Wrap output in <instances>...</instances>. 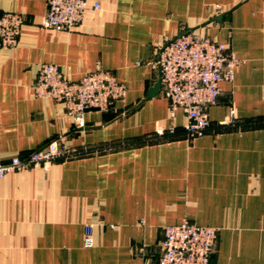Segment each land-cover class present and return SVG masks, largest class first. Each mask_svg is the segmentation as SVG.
<instances>
[{"label": "crops", "instance_id": "1", "mask_svg": "<svg viewBox=\"0 0 264 264\" xmlns=\"http://www.w3.org/2000/svg\"><path fill=\"white\" fill-rule=\"evenodd\" d=\"M46 1L0 0V14L23 18L17 45L0 49V154L56 140L76 155L0 179V264H157L163 229L184 219L217 228L213 264H264V0H87L70 31L41 26ZM182 32L224 44L239 64L204 136L187 138L178 110L175 134L149 140L170 120L161 85L148 96L159 76L147 62ZM43 63L71 80L107 70L126 96L77 127L34 96ZM230 109L237 127H220Z\"/></svg>", "mask_w": 264, "mask_h": 264}, {"label": "built area", "instance_id": "2", "mask_svg": "<svg viewBox=\"0 0 264 264\" xmlns=\"http://www.w3.org/2000/svg\"><path fill=\"white\" fill-rule=\"evenodd\" d=\"M87 0H47L41 26L49 30L70 31L84 18ZM99 4H94L98 10ZM23 18L17 12L0 14V49L17 45ZM139 64V63H138ZM158 74L163 96L169 102V124L155 128L149 140H165L176 132L175 118L180 110L184 116L182 129L189 139L204 136L210 126L207 109L217 104L220 83L231 82L239 61L224 44L191 33H180L159 45L155 59L147 62ZM36 98H48L60 104L75 126L81 127L89 110L106 112L115 102L123 101L127 89L109 71L97 68L71 80L52 63L40 64L33 84ZM218 125L237 127L233 109L229 119ZM64 144L54 140L25 158L14 156L4 160L0 154V179L8 174L36 168H47L59 159L75 156ZM93 224L84 227L83 245H93ZM217 228L200 226L187 219L166 226L160 243L157 264H213Z\"/></svg>", "mask_w": 264, "mask_h": 264}, {"label": "water", "instance_id": "3", "mask_svg": "<svg viewBox=\"0 0 264 264\" xmlns=\"http://www.w3.org/2000/svg\"><path fill=\"white\" fill-rule=\"evenodd\" d=\"M159 85H160V82H157L155 84V86L149 91V94L148 96H153L157 93L158 89H159Z\"/></svg>", "mask_w": 264, "mask_h": 264}]
</instances>
